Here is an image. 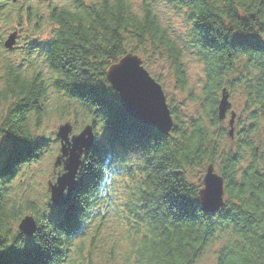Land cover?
<instances>
[{"label": "trees", "instance_id": "obj_1", "mask_svg": "<svg viewBox=\"0 0 264 264\" xmlns=\"http://www.w3.org/2000/svg\"><path fill=\"white\" fill-rule=\"evenodd\" d=\"M168 1L177 10L185 11L189 24L186 46L195 51L203 64L202 95L191 97L203 102L202 115L184 120L178 107L169 104L175 126L169 135L155 141L147 160L129 157L106 164L109 153L147 149L160 132L139 124L125 113L119 94L97 90L96 102L106 117L101 120L97 116L98 106L82 96L93 90L79 86L74 90L68 85L87 74L105 87H112L107 70L133 53L144 59V64L153 56L168 62L177 87L185 91L189 80L183 48L163 24L150 0H138L143 7L135 10L134 18L127 19L104 7L119 6L127 0L90 3L86 0H0V109L4 108L0 130L11 131L22 139L32 138L40 131L43 118L51 113L47 104L52 93L58 100L69 103L57 111L60 114L82 113L75 120L79 118L77 122L81 124L94 123L101 129L97 136L105 128L83 166L82 187L76 192L83 191L78 223L75 221L76 194L71 206L53 207L54 216L59 213V219L69 230L52 224L41 203L37 205L28 200L27 208L17 211L21 200L17 197L11 200L9 190L2 189L0 239L5 243L0 251L22 243L16 240L19 231L10 221L15 216L22 219L26 215H33L38 228H43L55 242L61 264H100L98 254L105 250L110 257L108 263L116 264L119 259L116 245L109 244L117 238L122 242L123 229L133 222L138 230L143 227L154 240L161 241V247L177 249L193 258L208 250L225 233L245 239L257 235V228L264 224V212L260 211L264 206V49L253 46L240 53L242 62L237 58V51L222 37L235 35L229 33V26L249 32L264 28V0H251V3L249 0ZM244 4L248 7H237ZM15 29L20 31V42L26 41L18 62L7 55L9 52L3 45L8 32ZM28 33L34 35L29 38ZM156 80L164 83L161 76ZM225 88L231 95L241 92L244 99L243 111L237 117L236 135L229 147L225 145L226 140H231L229 121L223 123L219 118V103ZM41 97L46 103H41ZM43 138L47 143L21 165L33 164L42 157L49 143ZM8 139L14 153L0 175L13 174L14 158L32 152V145ZM211 164L226 179L225 208L211 216L203 212L165 216L158 210L164 207L158 192L192 198L194 193L189 185L193 173L199 170L203 181ZM109 221L115 224L113 234L119 233L116 238L109 230L112 226ZM104 230L107 235L103 234ZM219 251L217 264H223L226 248L221 246ZM178 259L180 264H192V260L183 256ZM0 264H47V257L29 243L22 253L14 249L0 253Z\"/></svg>", "mask_w": 264, "mask_h": 264}, {"label": "clouds", "instance_id": "obj_2", "mask_svg": "<svg viewBox=\"0 0 264 264\" xmlns=\"http://www.w3.org/2000/svg\"><path fill=\"white\" fill-rule=\"evenodd\" d=\"M86 2L90 3L92 2V0H86ZM249 3H251V0H249ZM104 7L106 9H109L110 12H115L118 16H123L127 19L134 18L135 10L138 7L143 6L139 4L138 0H127L126 3L119 6L105 5ZM237 7H248V4L237 5ZM228 31L229 33L234 32L235 35L225 34L223 35L222 39L226 43L232 45V47L237 51V58L241 59L242 62H244V60L243 57L240 56V53L249 51L253 46H258L259 48L264 49V28L249 32L247 29L238 30L229 26ZM26 35L31 38V36L34 34L28 33ZM217 35L219 36L220 34L217 33ZM24 43H26V41L22 39L21 44ZM31 59L34 61L36 58L35 56H33ZM120 64L121 63L118 62V66ZM7 67L8 65L6 63L5 70L7 69ZM77 86L83 89L93 90L85 92V94H83L82 96L89 99L93 105L98 106L99 110L97 112V116L100 117L101 120L106 119V117L101 114L102 106L98 102H96L94 92L97 90H103L109 94L118 95V92L113 87V84L112 87H105L104 84L96 82L93 77L86 74L83 79H80L78 82L70 83L68 85L69 88L74 90L77 89ZM41 103H46L43 100V97H41ZM163 108L167 114V110L165 109L164 104ZM0 128H2V126H0ZM104 129L102 131V134L98 135L95 138L97 142L101 140ZM97 131L99 133L101 132V129H97ZM165 133L166 132L160 133L156 139L151 141L147 149H141L139 151H128L126 153H109L105 158V163H111L113 159L126 160L129 157H140L144 160H147L151 155L155 141L163 137ZM253 135H255V133ZM9 137L14 138L22 144H29L33 147L31 154L14 158V162L12 165L14 175L10 173L0 175V190H14L19 187H28L29 185L25 184L26 177L21 176L15 184L13 183V179L16 176L19 166L25 160L29 159L34 153L39 151L45 143H47L41 133L34 134L30 139H22L18 135H14L11 131L4 132L0 130V155L4 156L5 158H9L14 153V147L8 140ZM200 176L201 173L199 172V170L196 173H193L192 184L189 185V188H191L192 192L194 193V196L192 198H189L188 195L176 193H169L167 196H165L162 192H158L157 195H159L161 198L160 204L164 205V207H160L158 210L164 213L165 216L168 213H174L177 215L183 213H187L189 215H199L201 212L211 216L212 213L217 210L219 204V194L217 187L218 181L216 180V177L211 175L213 197L216 202V206L214 209H208L205 206V193L209 191V185L205 181H201ZM209 176L207 178H209ZM73 180L74 182H79L80 178L74 175ZM53 183H55V181H53ZM205 184L206 186H204ZM56 187H59V184ZM82 192L77 193L75 197L76 203L78 205L75 217L76 224L78 223V217L83 206L81 198ZM68 194L69 188L65 186L63 189V195L68 196ZM53 203V195H45L44 210L47 212V219L51 221L52 224L56 225L58 229H69L62 224L61 220L59 219V213L54 216ZM260 211L264 212V206L260 208ZM25 221L26 220H24L22 224H24ZM30 222L33 226L31 234L29 235V233L24 232L22 230L21 224L16 240L22 241V243L14 245L13 247H8L6 250L0 251V253H6L9 249H14L16 252L22 253L29 247V243H31L32 246L39 248L42 253L46 254L47 264H61L60 254L56 250L55 242L43 228H37L32 220H30ZM128 227L131 229V233H135V235L130 234L131 243L129 244L127 249L120 248L119 241H117L116 251L118 253L119 259L116 261V264H180V260L178 259V257L180 256H183L185 259L192 260V264H207V262L201 258L202 255H207V250H202V254L197 255L196 258H193L190 255H185L184 253L179 252L177 249H165L161 247V241L154 240L150 236V234L143 229V227H139L138 230V226L134 222L132 224H129ZM145 237L149 238L145 240ZM261 237H264V224L257 228L256 236L249 235L247 239L242 238L239 235H232L231 237H229L228 234L225 233L222 238L224 242L222 246L226 248V255L222 257L223 264H264V238ZM4 243V240L0 239V246H3ZM105 255L107 256L108 253L105 252ZM216 255H221L219 250H216ZM212 264H216L215 260H213Z\"/></svg>", "mask_w": 264, "mask_h": 264}, {"label": "rangeland", "instance_id": "obj_3", "mask_svg": "<svg viewBox=\"0 0 264 264\" xmlns=\"http://www.w3.org/2000/svg\"><path fill=\"white\" fill-rule=\"evenodd\" d=\"M152 1L153 5L157 10L159 11V15L162 19V22L164 25H166L173 38L178 42V44L183 48L184 50V66L187 70V76L189 80L188 89L185 91H181L175 81V77L173 73L171 72V66L168 62H162L157 57L153 56L149 58V60H146V64H143L144 66L149 70L151 75L154 78H157L158 76H161L164 80V83L162 82L163 88L165 90V93L167 95L168 103L174 104L178 107L179 112L181 113V116L184 120H190L191 118H196L198 114L202 115V101H194L191 97L198 98L202 95L204 83H205V76L203 71V64L200 62L197 58V55L195 54V51L190 49L186 46L187 41H189V24L185 19V11H179L175 6H173L171 3H169L168 0H150ZM25 44H18V48H16L13 52H10L7 54L9 57H11L15 61H19L22 57V53H24ZM52 88H50V92L52 93ZM238 91V90H237ZM50 99L48 100V109L51 113L45 118H43L42 123L40 124V131L38 133H41L43 137L47 138L48 144L46 145L45 153L42 155V157L35 163L25 166L19 170H17L16 176L13 179V183L15 184L21 176L26 177L25 184H28V187H19L14 190H9L11 200H13L15 197L19 198L21 200L19 207L17 211H20V208L26 209L27 203L26 201L34 202L37 205L43 204L45 205V195H49V192L47 190V182L49 180H54V176L56 175L54 172L55 169V161L56 158L59 155L60 152V142L57 138V132L59 127L66 123V122H73L74 123V133H79L86 124L88 123H78V120H75L77 116H82V113H79V115H68V114H60L59 109L62 108V106H68L69 103L65 101V99L58 100L56 94L52 93L50 95ZM242 93L238 92V94L231 95L230 99L232 101L233 108L232 110H235L236 112L240 113L243 107V98ZM76 106V105H75ZM74 106V107H75ZM73 107V108H74ZM76 109H79L78 106H76ZM4 113V108L0 109V122L2 120ZM73 113V112H72ZM242 113V112H241ZM84 114V113H83ZM230 111L228 113L227 118L223 123H228L230 119ZM82 118V117H81ZM33 120V117H32ZM91 123V122H90ZM261 135H263V131L261 132ZM259 135V136H261ZM235 138V137H233ZM233 138L231 140H226L225 145L230 146L233 143ZM10 142V141H9ZM11 143V142H10ZM7 158L0 155V171L4 168V162ZM245 164V162H243ZM60 169H58L59 171ZM82 185V184H81ZM124 192L126 193V190L124 189ZM14 197V198H13ZM21 219L18 217H13L10 221L12 227L18 231V225L20 223ZM112 226L110 227V231H115L114 223L110 222ZM94 227V223H92L91 229ZM107 231H103V234H106ZM119 234V233H118ZM118 234H113V238H116ZM130 234L133 235L129 227H126L123 229L121 233V240L117 238L116 240H113L110 242L115 243L117 247V241H119V247L127 249L129 244L131 243ZM107 235V234H106ZM223 238V237H222ZM218 238L214 245H212L207 250V255H202L201 258L207 262V264H212L213 260H215L217 264V255L216 250H219V248L223 245V239ZM127 241V243H126ZM104 251L103 254H98L99 262L100 264H111L108 263L110 261L109 254L106 256ZM108 253V252H107ZM118 254V253H117ZM127 254V253H125Z\"/></svg>", "mask_w": 264, "mask_h": 264}, {"label": "water", "instance_id": "obj_4", "mask_svg": "<svg viewBox=\"0 0 264 264\" xmlns=\"http://www.w3.org/2000/svg\"><path fill=\"white\" fill-rule=\"evenodd\" d=\"M17 34V32L11 34L6 40L5 46L8 49L12 50L16 45ZM119 62L121 63L119 66L116 63L107 70V80L117 90L124 112L139 124L154 127L160 133L166 132L165 135H169L175 126V120L162 84L150 74L145 68L142 58L137 54L129 53ZM163 104L167 110V114L163 108ZM232 106L230 92L225 88L219 103V118L221 121L226 119ZM236 117L237 113L232 111L229 121V135L232 138L235 135ZM73 131V124L66 122L59 127L56 134L61 142V150L55 162V169L63 167V172L59 173L55 183L49 182V192L53 195V204L61 209L73 204L74 196L82 184L81 179L79 182H74L73 176L76 175L80 178L84 156L90 153L96 145L95 138L97 136L94 124L87 125L79 134H73ZM211 175L216 177L218 181L219 204L217 210L213 212L216 213L227 205L225 199V178L216 172L213 164L208 166L203 179L209 185V191L205 193V206L208 209H214L216 206L213 197ZM208 176L209 178H207ZM58 184L59 187H56ZM65 186L69 188L68 196L63 195ZM24 220L26 221L22 224ZM30 220L38 228L36 218L31 215L25 216L19 224V230L22 224V230L29 233V235L33 230Z\"/></svg>", "mask_w": 264, "mask_h": 264}, {"label": "flooded vegetation", "instance_id": "obj_5", "mask_svg": "<svg viewBox=\"0 0 264 264\" xmlns=\"http://www.w3.org/2000/svg\"><path fill=\"white\" fill-rule=\"evenodd\" d=\"M237 123V122H236ZM9 140V139H8ZM9 161H10V157L9 158H7L6 160H5V162H4V167H7L8 165H9ZM25 164H27V163H25ZM24 164V165H25ZM11 168V167H10ZM225 188H226V179H225ZM226 192V191H225Z\"/></svg>", "mask_w": 264, "mask_h": 264}]
</instances>
